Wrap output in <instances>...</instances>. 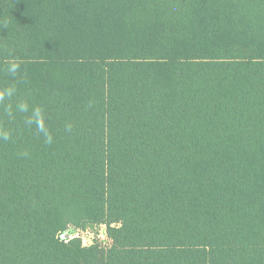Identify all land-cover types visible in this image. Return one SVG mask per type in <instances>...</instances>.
<instances>
[{"label": "trees", "instance_id": "16d2710c", "mask_svg": "<svg viewBox=\"0 0 264 264\" xmlns=\"http://www.w3.org/2000/svg\"><path fill=\"white\" fill-rule=\"evenodd\" d=\"M13 86L0 264H264V0H0Z\"/></svg>", "mask_w": 264, "mask_h": 264}, {"label": "clouds", "instance_id": "9594fccd", "mask_svg": "<svg viewBox=\"0 0 264 264\" xmlns=\"http://www.w3.org/2000/svg\"><path fill=\"white\" fill-rule=\"evenodd\" d=\"M20 67L21 64L15 58L10 59L7 65V72L15 76L19 72ZM15 92L16 89L14 86L6 87L0 90V101L11 99L15 95ZM16 110L20 113L27 114L26 123L29 125H35L37 132L44 137L46 144L52 143L53 137L44 123V115L40 108H32L30 110L27 103H19L16 105ZM9 115H12L11 110H9ZM66 129L70 131L71 125H67ZM9 138V134L7 132L0 133V139L8 140Z\"/></svg>", "mask_w": 264, "mask_h": 264}, {"label": "rangeland", "instance_id": "374dc122", "mask_svg": "<svg viewBox=\"0 0 264 264\" xmlns=\"http://www.w3.org/2000/svg\"><path fill=\"white\" fill-rule=\"evenodd\" d=\"M66 235L75 236L83 241L84 246L93 244V241L98 238L102 242H107V228L105 225L101 226H87L85 229L71 228L67 231Z\"/></svg>", "mask_w": 264, "mask_h": 264}]
</instances>
